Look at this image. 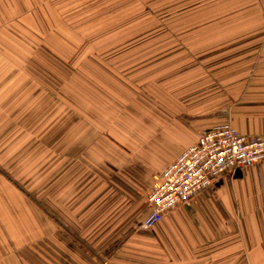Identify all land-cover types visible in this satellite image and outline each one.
<instances>
[{
    "label": "crops",
    "instance_id": "obj_1",
    "mask_svg": "<svg viewBox=\"0 0 264 264\" xmlns=\"http://www.w3.org/2000/svg\"><path fill=\"white\" fill-rule=\"evenodd\" d=\"M44 5L0 0V26ZM168 11L181 51L190 37L199 45L180 74L170 68L168 94L143 107L148 127L137 146L151 166L109 145L94 149L81 131L92 102L72 89L58 99L61 87L44 69L16 59L12 44L24 37L0 31L9 45L0 47V264H264V160L222 174L188 206L142 226L146 193L202 133L230 124L264 136V0H177Z\"/></svg>",
    "mask_w": 264,
    "mask_h": 264
},
{
    "label": "rangeland",
    "instance_id": "obj_2",
    "mask_svg": "<svg viewBox=\"0 0 264 264\" xmlns=\"http://www.w3.org/2000/svg\"><path fill=\"white\" fill-rule=\"evenodd\" d=\"M176 1L45 0L46 11L13 12L0 31L24 37L25 44H12L13 51L21 54L16 59L23 66L27 62L29 68L44 69L45 78L61 87L58 99L67 98V89H72L81 102L84 96L88 105L92 102L86 105L81 131L90 133L94 149L109 145L127 161L140 157L151 166L154 162L139 156L143 148L137 146L140 131L148 127L143 107L157 105L168 94L164 87L175 76L170 75V68L177 67L175 72L180 74V67L194 56L191 50L196 52L199 45L190 37L188 51H181V38L174 32L177 28L170 23L168 11ZM17 21H23L22 28L12 26ZM6 45L0 39V47ZM36 53L45 56L37 58ZM74 107L71 113L78 117L81 113L76 111L82 109ZM144 168L140 165L139 169ZM110 176H114L111 170Z\"/></svg>",
    "mask_w": 264,
    "mask_h": 264
},
{
    "label": "built area",
    "instance_id": "obj_3",
    "mask_svg": "<svg viewBox=\"0 0 264 264\" xmlns=\"http://www.w3.org/2000/svg\"><path fill=\"white\" fill-rule=\"evenodd\" d=\"M263 160V135L243 134L230 124L205 131L161 172L147 195L150 210L142 226L153 228L178 205L188 206L222 174Z\"/></svg>",
    "mask_w": 264,
    "mask_h": 264
},
{
    "label": "water",
    "instance_id": "obj_4",
    "mask_svg": "<svg viewBox=\"0 0 264 264\" xmlns=\"http://www.w3.org/2000/svg\"><path fill=\"white\" fill-rule=\"evenodd\" d=\"M238 171H239V170H238ZM238 171H237V172H238Z\"/></svg>",
    "mask_w": 264,
    "mask_h": 264
}]
</instances>
